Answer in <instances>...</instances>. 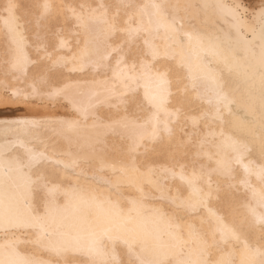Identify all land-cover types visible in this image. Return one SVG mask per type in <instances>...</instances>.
Returning <instances> with one entry per match:
<instances>
[{"label":"bare ground","instance_id":"1","mask_svg":"<svg viewBox=\"0 0 264 264\" xmlns=\"http://www.w3.org/2000/svg\"><path fill=\"white\" fill-rule=\"evenodd\" d=\"M253 1L257 8L248 20L239 10L240 0H39L34 7L38 13H31L27 19L19 18V12L23 15L26 11L20 0H2L3 74L5 51L14 47L10 26H18L17 39L23 41L25 53L34 59L29 50L34 51L37 21L46 28V16L59 12V22L64 25L54 33L51 45L57 50L53 57L63 60L55 69L58 77L52 83L57 88L67 86V96L62 97L74 113L66 117L67 110L61 106L65 117L58 112L51 114V110L42 115L0 114V151L7 147L13 154L24 156L25 148L31 147L62 161L54 168L50 164L42 166L55 175L47 187L36 188H30L17 172L0 166V212L22 218L37 206L43 211V202L50 201L55 211L44 225L43 243L72 244L71 250L58 254L36 243L41 229L12 227L0 230V259L92 264L88 249L96 234L102 229L119 228L131 230L140 242L138 249L142 245L149 253L165 258L166 264H198L205 260L215 264L229 258L242 264L248 259L243 245L234 250L231 244L209 248L204 243L206 240L210 244L213 234L219 241L221 233L231 230L247 240L252 258L260 264L264 259L260 254L264 252V226L257 223L256 217L264 215V179L258 175L264 167V76L260 67L259 14L264 0ZM9 3L16 5L11 12L7 10ZM177 3L181 6L177 15L183 18L184 26L179 37L169 38L152 5H164L171 19L170 6ZM45 4L51 6L47 13ZM117 12L121 27L141 29L131 42L138 52L135 73L129 72L130 57L117 65L119 57L105 43V24L98 23L95 30L88 31L81 23L104 18L110 22ZM236 16L244 24L242 30L236 26ZM27 27L32 28V39L27 36ZM46 33L42 34L49 43L51 34L47 37ZM183 33H191L192 38ZM126 38V34H118L108 43L115 46ZM127 48L126 44L125 51ZM48 51L53 52L52 48ZM141 62L153 71L167 70L171 92L164 110L148 123L155 109L147 105L145 97L158 93L162 86L150 72L140 68ZM9 75L16 81L9 93L18 91L24 97L31 91L22 73ZM113 90L145 102L144 110L137 113L139 122L145 124L141 141L144 147L138 151H129L128 141L122 152L110 149L94 153L87 146L103 129L93 127L91 116L84 121L73 105L107 117L114 109L104 100ZM76 119L80 126L75 130L60 124ZM32 121L43 123L36 127L29 123ZM165 123L171 136L164 131ZM154 128L162 140L151 139ZM107 140L111 144L112 136ZM169 144L179 147L168 150ZM240 145H247L251 151L238 159ZM145 147L154 151L145 155ZM74 161L75 167H64ZM182 166L185 179H181ZM193 174L198 179L190 186L187 179ZM209 183L214 195L206 205L195 211L177 207L182 200L196 198L195 188L207 191ZM132 199L138 202L135 208L129 203ZM117 252L127 260L122 246Z\"/></svg>","mask_w":264,"mask_h":264},{"label":"snow or ice","instance_id":"2","mask_svg":"<svg viewBox=\"0 0 264 264\" xmlns=\"http://www.w3.org/2000/svg\"><path fill=\"white\" fill-rule=\"evenodd\" d=\"M16 7L15 4L9 3L7 10L11 12ZM45 12L50 9V5L45 4ZM104 7V5H101ZM152 7L156 9L154 15L158 18L160 26L165 27L169 32V38H176L181 35V29L183 28V23L181 17L177 15L180 10V4L171 5L172 15L169 19V13L164 5L153 4ZM261 24V61L260 67L262 69V76H264V9L260 12ZM237 20L238 30H242L244 27L243 22L239 19L238 16L235 17ZM79 19V18H78ZM194 19V18H193ZM8 23V21H5ZM151 19L149 23H151ZM82 25L88 30L93 31L97 27L98 23H103L106 25V28L103 29L105 43L111 49L112 53H115L119 59L117 60V65L122 62H125V57H130L132 59V64L129 68L130 73L137 72V57L138 52L134 51L131 47L132 38L137 34L141 29H133L131 27H121L119 23V12L112 17V20L109 22L106 18L102 20L89 19L81 20ZM177 24H180V27L177 28ZM18 26H10V32L13 34L11 44L14 47H10L5 51V60L4 65L6 66L5 77L10 73H22L25 79L29 81L28 88L30 92L25 96L27 101L28 96H32L36 99L43 102L46 99H53L57 97L67 96V86L65 88H57L53 86V79L55 77V69L57 65L61 63L63 57L54 58L52 53L48 51L49 45L47 43L46 33L50 31V27L45 28L40 24V21H37V31L35 33V43L34 51L35 58L30 59L29 56L24 51L23 41L17 39L19 33L17 32ZM253 32L255 28L251 29ZM118 34H126V39H121L120 43L115 46L108 43L110 39L115 38ZM189 39L192 38L191 33H183ZM148 43V41H145ZM128 45L127 51H125V45ZM31 65V67H29ZM154 67V66H153ZM140 68L146 72H150L156 80L159 81V84L162 86L161 91L152 95H146L145 102L152 109H155L152 116L149 118L148 122H152L156 119L158 113L161 110H164L166 103L168 102V97L171 95V92L167 88L169 81L167 80V70L160 71L159 69L152 70L149 66L145 65L143 62L140 64ZM7 89V84L2 85ZM222 87V86H221ZM19 92L14 91L13 96H18ZM218 95H220L218 93ZM221 98H223L221 96ZM114 101V102H113ZM132 98H126L124 96L118 95L115 90L108 94L104 100V103L108 104L111 109H114V112L110 113L107 117H100L95 112H89L87 109H84L76 104H74V110L79 114L80 117L87 121L91 116L93 120L94 128H101L103 132L97 136L94 141L88 143V147L92 152H107L108 150L123 151L125 146V141H128V150L131 152L138 151L144 145L141 141L144 139L143 129L145 124L139 122L137 113L144 110V103ZM179 109H177V113ZM36 127H39L41 121H32L29 122ZM60 124L65 127L67 130H75L80 126V120H68L60 121ZM164 131L171 136V129L168 127V124L165 123ZM111 135L113 140L109 144L107 137ZM151 139L153 140H162L159 136L158 131L154 128L151 133ZM173 147H179V145L173 146L171 144L167 145L166 148L171 150ZM149 151H154V149H149L145 147L144 154L147 155ZM251 149L247 145H240L237 149L238 159L242 158L246 153H249ZM261 156L264 157V144L261 145ZM60 160H52L47 156L45 152L36 151L31 147L25 148V155H15L7 147L0 151V166L7 168L9 171H15L20 174L25 180L26 184L30 188L36 187H47L49 183L52 182V177L55 175L54 171H48L42 166L45 164H50L53 166H58L61 164ZM220 162H218L219 164ZM76 162L74 161L72 165H64L65 168L75 167ZM222 166V165H221ZM149 169V174L151 173ZM227 171V170H226ZM258 175L264 179V167L259 170ZM181 179H185L183 176V166L181 170ZM198 178L193 174L192 178L187 179V183L190 186H194ZM58 188L59 185H56ZM217 193L219 188L215 190ZM196 198L193 199L189 197L187 200L180 201L178 208H184L186 210L195 211L198 207L206 205L207 200L214 195V190L209 183L208 190L204 191L200 188H195ZM141 195L143 192L141 190ZM176 198H173L175 202ZM129 203L133 205V208L137 205V200H129ZM55 211L54 206L50 201L43 202V211L40 210V207L37 206L31 210L25 217H10L6 212H0V230H7L12 227H25V228H39L41 232L37 235L36 243L42 247H50L52 250L56 251L58 254L61 252H66L72 249V244L70 241H65L62 245H53L51 241L48 244H44V225L52 217L53 212ZM253 215L255 213L253 212ZM258 224L264 226V215L256 217ZM264 239V236L261 237ZM206 247H218L219 245H228L231 244L233 249L239 245H243V252L248 254V259L242 261V264H256L254 258H252V250L246 239H242L241 235L237 232L229 230L227 234L221 233L220 240L217 241L215 234H213L212 241L209 244L208 241H204ZM140 242L137 240L136 236L132 233L131 230L126 229H102L98 234H96L92 245L89 247L88 252L92 258V264H166L165 258L149 253L142 245H137ZM122 246L124 249L123 256L127 257L125 259L117 252V247ZM261 256H264V252L260 253ZM99 257V259H97ZM0 264H47L45 261H33V260H9L5 261L0 259ZM198 264H210L209 261L198 262ZM215 264H236V261L232 258L221 259L216 261ZM260 264H264V259L260 261Z\"/></svg>","mask_w":264,"mask_h":264},{"label":"rangeland","instance_id":"3","mask_svg":"<svg viewBox=\"0 0 264 264\" xmlns=\"http://www.w3.org/2000/svg\"><path fill=\"white\" fill-rule=\"evenodd\" d=\"M36 1H39V0H30V4H29V1L20 0V6H22L23 8L26 9V11L22 12L23 15H21V12H19L18 15H20L19 16L20 19H27L31 15V13L32 14H35V13L37 14L38 13L36 10H34ZM3 5H4V3H2V0H0V14L2 13L1 11H3V10H1ZM256 8L257 7L254 4L253 0H240L239 10L244 15V17H246L248 20H250L253 17V13L255 12ZM16 11H17V9H16ZM24 12H25V14H24ZM59 17H60L59 12L58 13H54V15L51 14L49 16H46V22H47V27L46 28L50 27V31H47L46 34H47V37H49V35L51 34L50 37H49L51 41L49 40L48 45H49V48H52V51H53L52 55L53 56L56 55L57 50H56V48L54 49L53 45H51V44H53L52 42L54 41V39H52V37H54V33L56 32V30L60 27L61 29L59 28L60 30H57V31H61L63 29L62 26L64 25L62 22H59V20H60ZM43 21L44 20H41V22H43ZM25 26H27V23H25ZM55 27H56V29H55ZM25 31L27 33V36L29 35L28 37L32 39L33 38V36H32V28H28L27 27ZM0 34H1V30H0ZM3 48H4V44H3L2 40L0 39V54L1 53L4 54V49ZM29 54H30V56L32 58H35V52L32 50V48H31V50H29ZM29 67H31V65ZM57 77H58V70H55L54 79H57ZM2 79H3L4 83H6L8 85L7 86V90L8 91L4 87L2 88V86H1L2 83H0L1 84L0 85L1 86V88H0V94H1L0 98H2V99H0V114H13V113H16V112H25V113L29 112V114H32V112H33V114H36L38 112H41V113H38L36 115H39V114H41V115L42 114H50V113L51 114L53 113L54 115H56V113L58 112L57 115H59V116H61L62 114L66 113L67 116L66 115H62V117H65V116L69 117L70 113H71L70 117L73 116L72 114L74 113V111L69 106L68 100L64 99V97H59V98L57 97V99L53 98V100L55 99L54 101H52V99H49V100L46 99L43 102H41V100H39V99L32 98V96H30V98H28L27 101L25 100V96L23 97L22 95H19L18 97L14 98L12 93H9V92H11L10 88L14 87L16 81L13 78H12L13 79L12 80L10 75L5 77V74H3L0 71V82H3ZM54 82L56 83L57 81H54ZM6 98H8V99L10 98V99L9 100L8 99L5 100ZM52 102H53V104H52ZM61 106H62V108L63 107L65 108V111L66 110L67 111L65 112L63 110L61 112V110H60V109H62ZM66 106L68 108H66ZM50 110L53 111V112L48 113ZM54 111H56V112L54 113ZM102 116L105 117L106 115L102 114Z\"/></svg>","mask_w":264,"mask_h":264}]
</instances>
